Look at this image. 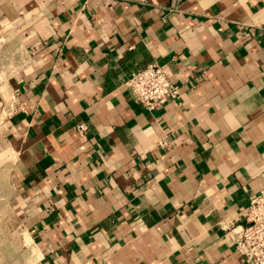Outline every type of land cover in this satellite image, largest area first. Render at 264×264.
Masks as SVG:
<instances>
[{"label": "crops", "instance_id": "1", "mask_svg": "<svg viewBox=\"0 0 264 264\" xmlns=\"http://www.w3.org/2000/svg\"><path fill=\"white\" fill-rule=\"evenodd\" d=\"M263 190L264 0H0V264H246Z\"/></svg>", "mask_w": 264, "mask_h": 264}, {"label": "built area", "instance_id": "2", "mask_svg": "<svg viewBox=\"0 0 264 264\" xmlns=\"http://www.w3.org/2000/svg\"><path fill=\"white\" fill-rule=\"evenodd\" d=\"M125 85L150 113L180 96V87L170 80L167 70L156 63L132 73ZM2 111L9 117L14 114L15 108L4 105ZM77 129L83 134L88 128L81 124ZM236 222L239 223L231 232L245 263L264 264V190L250 198L247 209Z\"/></svg>", "mask_w": 264, "mask_h": 264}]
</instances>
